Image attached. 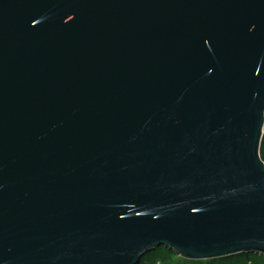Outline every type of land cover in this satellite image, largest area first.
<instances>
[{
	"label": "water",
	"instance_id": "95a60500",
	"mask_svg": "<svg viewBox=\"0 0 264 264\" xmlns=\"http://www.w3.org/2000/svg\"><path fill=\"white\" fill-rule=\"evenodd\" d=\"M264 256V0H0V264Z\"/></svg>",
	"mask_w": 264,
	"mask_h": 264
},
{
	"label": "trees",
	"instance_id": "16d2710c",
	"mask_svg": "<svg viewBox=\"0 0 264 264\" xmlns=\"http://www.w3.org/2000/svg\"><path fill=\"white\" fill-rule=\"evenodd\" d=\"M175 253L176 252L170 249L168 246H160L157 247L154 251L147 254L145 257H143L140 264H143L145 261H147L146 260L147 258H150L149 260H153L151 261V263L154 264H263L261 258H264L263 255L257 253H253V254L245 253L235 256L209 259V260H187L182 257H177V258L172 257L173 256L172 254ZM254 254L258 255L255 260L249 262H244V261L242 262L241 257L253 256Z\"/></svg>",
	"mask_w": 264,
	"mask_h": 264
},
{
	"label": "rangeland",
	"instance_id": "374dc122",
	"mask_svg": "<svg viewBox=\"0 0 264 264\" xmlns=\"http://www.w3.org/2000/svg\"><path fill=\"white\" fill-rule=\"evenodd\" d=\"M173 256L172 257H174V258H177V257H180L178 254H172ZM258 255H256V254H254L253 256H244V257H241V260H242V262L244 261V262H249V261H253V260H255L256 259V257H257ZM260 257V256H259ZM261 258V257H260ZM150 258H147L146 260L147 261H145L144 263H146V264H154V263H151V261H153V260H149ZM261 260H262V263L264 264V258H261ZM142 261V260H141ZM148 262V263H147ZM141 263V262H140ZM143 263V264H144Z\"/></svg>",
	"mask_w": 264,
	"mask_h": 264
}]
</instances>
